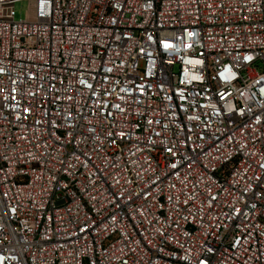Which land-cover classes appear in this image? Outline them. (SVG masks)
Listing matches in <instances>:
<instances>
[{
    "label": "built area",
    "instance_id": "1",
    "mask_svg": "<svg viewBox=\"0 0 264 264\" xmlns=\"http://www.w3.org/2000/svg\"><path fill=\"white\" fill-rule=\"evenodd\" d=\"M0 0V264H264V0Z\"/></svg>",
    "mask_w": 264,
    "mask_h": 264
},
{
    "label": "rangeland",
    "instance_id": "2",
    "mask_svg": "<svg viewBox=\"0 0 264 264\" xmlns=\"http://www.w3.org/2000/svg\"><path fill=\"white\" fill-rule=\"evenodd\" d=\"M29 15V3L26 0L14 4V21H24Z\"/></svg>",
    "mask_w": 264,
    "mask_h": 264
}]
</instances>
